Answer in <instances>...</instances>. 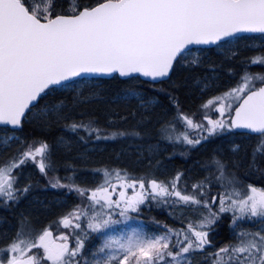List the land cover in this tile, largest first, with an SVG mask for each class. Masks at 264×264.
Segmentation results:
<instances>
[{
    "label": "snow or ice",
    "instance_id": "6c2138e0",
    "mask_svg": "<svg viewBox=\"0 0 264 264\" xmlns=\"http://www.w3.org/2000/svg\"><path fill=\"white\" fill-rule=\"evenodd\" d=\"M0 137V264H264V0H0Z\"/></svg>",
    "mask_w": 264,
    "mask_h": 264
},
{
    "label": "trees",
    "instance_id": "16d2710c",
    "mask_svg": "<svg viewBox=\"0 0 264 264\" xmlns=\"http://www.w3.org/2000/svg\"><path fill=\"white\" fill-rule=\"evenodd\" d=\"M244 36H247V35H244ZM255 37H257V39H255V40L241 41L240 42L241 47H243L244 44H253V43L255 44V43H257L256 45H258L259 44V38H258L259 36H255ZM249 54H251V53H249ZM261 70L262 69L259 68L258 66H253V68H252V71H261ZM174 79H175V77H174ZM184 91H187V89L182 90V93H181V101H182L183 105L185 106V110L190 111V112L195 111L197 109L199 103H200V100L197 99L196 96H194V95L185 96L183 94ZM209 95H212V94L210 93ZM197 118L199 119V116ZM17 135L21 136V139H23V135L21 133L17 132ZM109 147L110 148H112V147L118 148V145L113 142V143H110ZM169 148H171V147H169ZM0 153H2V155H0V160L5 159L7 154L2 152V151H0ZM194 158H195V154H193V157L188 160V164H191L192 159H194ZM72 162L81 166V167H90V168L102 167L108 163H112L113 165H115L117 163L115 161L114 157L111 156L108 152L94 155L93 158L90 161H88L87 165H84L83 162H81L79 160H74ZM172 163H174L177 167H179L181 165H184L185 167L188 166V164H184V158L179 157V156L175 157ZM29 167H32V166L29 165L28 167H25V169H27ZM34 171H35V175H36L35 179H38L40 181L41 185L45 184L46 181L39 176V173L35 168L32 169V172H34ZM58 174L60 176H64L66 173L63 169H61V171ZM97 179H99V177H97ZM256 186L261 187L264 185L257 184ZM62 195H63V193L61 190L52 189V188L45 189V188L41 187V188H37L33 192L32 197H29V199L36 197L39 200L45 201L46 203L52 201L53 204L50 203V211L45 212L44 217H42V219L46 218L44 221L46 223L47 219L55 218L56 215L65 211L67 208H70L73 204L80 203V201L73 194V195L66 198L67 199L66 205H63V206L57 205L54 202V199L57 197H61ZM26 206H27V202H26L24 207H26ZM37 206L39 207V205H37ZM152 217H155L156 219L167 222L169 224L172 223V221L168 218L166 212H164L162 210H156V209H154L151 212H148L147 210H145L144 214L140 217V219L149 228L151 227L152 229H156L155 226L152 225V223H151Z\"/></svg>",
    "mask_w": 264,
    "mask_h": 264
},
{
    "label": "flooded vegetation",
    "instance_id": "af4514ba",
    "mask_svg": "<svg viewBox=\"0 0 264 264\" xmlns=\"http://www.w3.org/2000/svg\"><path fill=\"white\" fill-rule=\"evenodd\" d=\"M0 138H2V137H0ZM169 150V152H171L172 151V149L171 148H169L168 149ZM0 155H2V153H0ZM32 167H29V168H27V169H24V174L25 175H29V174H33L34 175V178H35V171L34 172H32ZM36 198V197H35ZM33 199V198H32ZM52 202V201H51ZM25 204H26V202L25 203H23L22 205H21V207L23 208L24 206H25ZM53 204V203H52ZM0 215H8V212H7V210H5V209H3V208H0Z\"/></svg>",
    "mask_w": 264,
    "mask_h": 264
},
{
    "label": "rangeland",
    "instance_id": "374dc122",
    "mask_svg": "<svg viewBox=\"0 0 264 264\" xmlns=\"http://www.w3.org/2000/svg\"><path fill=\"white\" fill-rule=\"evenodd\" d=\"M259 43H260V40H259ZM255 44H257V43H255ZM140 220H141V219H140ZM144 225H145L147 231H150V232H151V231H156V230H157V229H152L151 227L149 228L148 226H146L145 223H144ZM132 226H133V227H136L137 225H136V224H133ZM54 231H55V230H54ZM55 234H56V235H59V232H56ZM97 243H98V241H97Z\"/></svg>",
    "mask_w": 264,
    "mask_h": 264
},
{
    "label": "water",
    "instance_id": "95a60500",
    "mask_svg": "<svg viewBox=\"0 0 264 264\" xmlns=\"http://www.w3.org/2000/svg\"><path fill=\"white\" fill-rule=\"evenodd\" d=\"M241 35H259V34H251V33H244V34H241Z\"/></svg>",
    "mask_w": 264,
    "mask_h": 264
}]
</instances>
